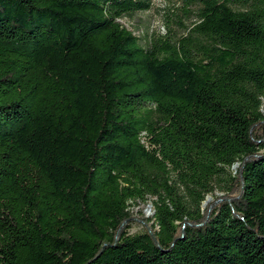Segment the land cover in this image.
<instances>
[{
  "label": "trees",
  "instance_id": "obj_1",
  "mask_svg": "<svg viewBox=\"0 0 264 264\" xmlns=\"http://www.w3.org/2000/svg\"><path fill=\"white\" fill-rule=\"evenodd\" d=\"M153 1L0 0V264H264V0Z\"/></svg>",
  "mask_w": 264,
  "mask_h": 264
},
{
  "label": "rangeland",
  "instance_id": "obj_2",
  "mask_svg": "<svg viewBox=\"0 0 264 264\" xmlns=\"http://www.w3.org/2000/svg\"><path fill=\"white\" fill-rule=\"evenodd\" d=\"M185 3L183 0H154L153 6L150 11L139 12L131 18H126L121 20V23L133 31L135 35L142 37L143 44L146 45L148 40H151L154 34H164L166 32L167 22L170 24L172 30L175 31L177 35H182L184 33L183 29L177 24L173 23L177 20L176 15H182L181 9L184 7ZM183 22L190 25V21L183 19ZM222 193L219 191L215 192V196H221ZM214 197L210 196L209 201L205 206L212 202ZM134 217L139 221H135L130 229V234H140L144 232L142 222L144 219L151 218L154 215V207L152 201L148 203L136 206L133 208ZM142 221V222H141Z\"/></svg>",
  "mask_w": 264,
  "mask_h": 264
},
{
  "label": "water",
  "instance_id": "obj_3",
  "mask_svg": "<svg viewBox=\"0 0 264 264\" xmlns=\"http://www.w3.org/2000/svg\"><path fill=\"white\" fill-rule=\"evenodd\" d=\"M208 201H209V198H208L207 202H208ZM207 202H206V203H207Z\"/></svg>",
  "mask_w": 264,
  "mask_h": 264
}]
</instances>
